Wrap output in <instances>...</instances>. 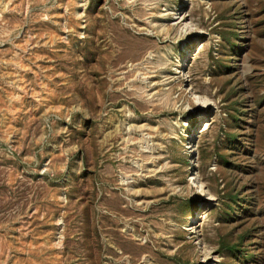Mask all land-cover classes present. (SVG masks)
Masks as SVG:
<instances>
[{
  "label": "rangeland",
  "instance_id": "1",
  "mask_svg": "<svg viewBox=\"0 0 264 264\" xmlns=\"http://www.w3.org/2000/svg\"><path fill=\"white\" fill-rule=\"evenodd\" d=\"M0 264H264V0H0Z\"/></svg>",
  "mask_w": 264,
  "mask_h": 264
},
{
  "label": "bare ground",
  "instance_id": "2",
  "mask_svg": "<svg viewBox=\"0 0 264 264\" xmlns=\"http://www.w3.org/2000/svg\"><path fill=\"white\" fill-rule=\"evenodd\" d=\"M192 231H194V229Z\"/></svg>",
  "mask_w": 264,
  "mask_h": 264
}]
</instances>
